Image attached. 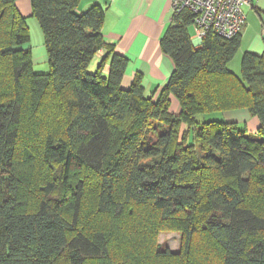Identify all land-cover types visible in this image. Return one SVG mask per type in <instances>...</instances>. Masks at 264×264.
Returning <instances> with one entry per match:
<instances>
[{
	"label": "trees",
	"instance_id": "trees-1",
	"mask_svg": "<svg viewBox=\"0 0 264 264\" xmlns=\"http://www.w3.org/2000/svg\"><path fill=\"white\" fill-rule=\"evenodd\" d=\"M82 1L30 0L48 62L35 73L25 17L16 0H0V264H109L111 243L140 222L154 239L180 229L185 252L172 264H264V51L245 52L235 74L240 33L208 31L195 47L194 15L173 12L160 48L174 69L154 97L140 75L122 83L128 59L104 39V8L80 11ZM239 108L258 118L255 135L196 121ZM23 132L34 140L19 152ZM89 187L108 228L78 230ZM132 205L147 222L125 218ZM198 237L216 247L213 261L209 247L190 249Z\"/></svg>",
	"mask_w": 264,
	"mask_h": 264
},
{
	"label": "crops",
	"instance_id": "crops-1",
	"mask_svg": "<svg viewBox=\"0 0 264 264\" xmlns=\"http://www.w3.org/2000/svg\"><path fill=\"white\" fill-rule=\"evenodd\" d=\"M94 4L104 8L101 29L104 39L113 43L115 49L128 59L122 83L127 85L135 75H140L145 92L157 96L174 69L172 59L160 48V39L172 23L171 0H83L79 10L85 11ZM16 5L21 15L31 16L30 0H23L22 3L16 0ZM243 10L246 22L240 32L239 51L241 54H261L264 51V0H251ZM31 50L34 61H41L46 56L43 44H40L36 54L33 47ZM104 55L105 51L102 49L96 53L93 58L94 66ZM228 68L235 74L240 72L239 63L232 59L228 62ZM170 110L174 113L180 110L179 103L173 96ZM234 110L247 111L246 108H239L224 112ZM246 117H252L249 111L246 112Z\"/></svg>",
	"mask_w": 264,
	"mask_h": 264
},
{
	"label": "rangeland",
	"instance_id": "rangeland-1",
	"mask_svg": "<svg viewBox=\"0 0 264 264\" xmlns=\"http://www.w3.org/2000/svg\"><path fill=\"white\" fill-rule=\"evenodd\" d=\"M23 0H20L22 3ZM25 23L29 31L30 35V46L33 47L34 53L40 49V44H43V33L39 26L38 20L34 16H24ZM190 36L193 34L192 26L189 27ZM240 47L237 49L236 53L234 54L232 60L235 63H239L240 70H241V60L242 56L239 51ZM34 54V55H35ZM45 55V53H44ZM242 55V56H241ZM35 58V56H34ZM94 61L92 60L89 64V70L95 71ZM33 70L35 73H43L47 72L48 70V62L47 56L44 57L41 61H34L33 60ZM237 74V73H236ZM240 72H238V75ZM179 112V110H178ZM246 111H213L208 113H200L196 115V121L198 123H202L203 121H207L210 119L226 121V122H235L238 128L245 130L248 134H254L257 132V127L260 124L258 118L256 116L246 117ZM248 116V115H247ZM251 118V119H249ZM25 139L24 132L22 133L21 144H19L18 151L20 152L21 147H27L26 145L29 144L30 140H34L32 134H28ZM194 151L195 154H199V143L195 141ZM19 157L21 153H19ZM59 166H55L54 169L49 170V174L53 175L54 172H58ZM92 181V175L88 177L87 182ZM42 184L44 182L42 181ZM93 185V184H92ZM37 187L40 191V184L33 182L34 189ZM42 190V189H41ZM87 205L82 207L80 219L78 222V230L84 231H91L93 229L107 227V223L102 221V217L99 214L95 215V209L92 205V199L94 201V196L91 195V187L87 189ZM41 192V191H40ZM43 193V192H42ZM251 195H255V190H251ZM133 206V205H132ZM133 210L129 214L125 216L127 219L140 221L142 219L144 222L145 218H147V211L143 207H132ZM144 216V218L142 217ZM151 217V216H150ZM153 217V216H152ZM154 221L156 220V216L153 217ZM93 223V224H91ZM90 224V225H89ZM141 222L136 226H125L123 228L127 234L124 235V242L120 241H113L111 243L110 255H109V264H172V259H178L179 257L183 256V252H185L183 247V236L177 227L170 226L169 228L160 229L157 234L155 235V239L151 237V235H145L141 233L140 230H137V226H139ZM140 228H144L141 225ZM151 237V238H150ZM204 239L201 237L193 238L191 241L190 249L200 250L204 247H209V253L212 258L210 261H213L216 256V247L210 242L203 241ZM150 241V245H146V243ZM160 253V254H159ZM168 254L169 256L163 255ZM208 254V253H207ZM207 258V257H206ZM194 261L198 262L199 264H214L213 262L203 261L199 262L198 259H193ZM85 264H96L95 259H87ZM184 264V261L182 262Z\"/></svg>",
	"mask_w": 264,
	"mask_h": 264
},
{
	"label": "built area",
	"instance_id": "built-area-1",
	"mask_svg": "<svg viewBox=\"0 0 264 264\" xmlns=\"http://www.w3.org/2000/svg\"><path fill=\"white\" fill-rule=\"evenodd\" d=\"M251 0H171L173 12L189 10L194 15L192 43L195 47L202 44L208 31L224 38L237 36L245 22L243 10Z\"/></svg>",
	"mask_w": 264,
	"mask_h": 264
}]
</instances>
